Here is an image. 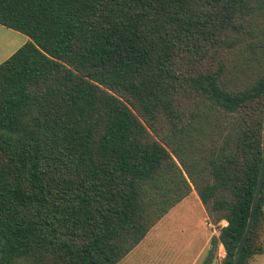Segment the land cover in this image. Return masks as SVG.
Returning <instances> with one entry per match:
<instances>
[{"label": "trees", "instance_id": "trees-1", "mask_svg": "<svg viewBox=\"0 0 264 264\" xmlns=\"http://www.w3.org/2000/svg\"><path fill=\"white\" fill-rule=\"evenodd\" d=\"M0 23L29 37L0 63V264H118L194 189L233 264L263 160L264 0H0ZM263 220L264 186L240 264Z\"/></svg>", "mask_w": 264, "mask_h": 264}, {"label": "rangeland", "instance_id": "rangeland-1", "mask_svg": "<svg viewBox=\"0 0 264 264\" xmlns=\"http://www.w3.org/2000/svg\"><path fill=\"white\" fill-rule=\"evenodd\" d=\"M15 31L16 34L14 38H8L9 36L6 34L0 36V43L3 44L4 50L8 49L10 46H18L19 48L29 40V37L26 34L17 30ZM5 39L8 40L6 41ZM245 61H253L250 60L246 52H243V55L234 54L230 57L229 69L233 73L235 67L238 64H245ZM248 72L253 73L254 70L250 69ZM206 140L209 142V137H207ZM193 192L196 196L200 197L196 189H194L192 193ZM204 208L207 213L206 224L212 229V231L216 229L219 234V226L226 225L227 221L222 220L220 224H216L214 221V215H211L208 212L205 205ZM212 231L209 230V232ZM211 235H213V232ZM207 237L208 231L200 235V231H198V228L196 227L191 228L190 226L189 230L185 232L177 231V227H175L174 212L157 223L149 231L142 244L133 249L128 257H126L127 259H124V261H121L118 264H196L198 262V257L202 252H204L203 255L207 254L206 259H210V264L211 261L214 264H222L223 259L226 256V249L222 243L218 244L217 247H213L211 244V249H209V251L208 249L206 251L205 249L200 250ZM257 242L264 247V220L259 230ZM195 256L196 258H194ZM249 264H264V252L252 256L249 260Z\"/></svg>", "mask_w": 264, "mask_h": 264}, {"label": "crops", "instance_id": "crops-1", "mask_svg": "<svg viewBox=\"0 0 264 264\" xmlns=\"http://www.w3.org/2000/svg\"><path fill=\"white\" fill-rule=\"evenodd\" d=\"M2 34L8 35L9 36L8 38H14L16 31L14 29L9 28V27L0 23V36ZM5 40L7 41L8 39H5ZM19 48H18V46H16V47L10 46L8 49L4 50L3 44L0 43V63L5 61L8 57H10ZM174 212H175V227H177V231H180V232L188 231L190 226H191V228L192 227L198 228V231H200V235L202 233H205L206 231H208V237H207L203 247H201L200 250L205 249V251H206L208 249V251H209V249H211L212 238L214 236H218L219 234H218V231L216 229H214L212 231V229L206 224L207 213L205 212V208H204V205H203L201 198L196 196L193 192L191 195L187 196L181 202H179L175 207H173L171 209V211L167 215H165L162 219H165L171 213H174ZM190 221H191V223H190ZM209 230L213 232V235H211L212 232H209ZM142 242L138 246H140L142 244ZM137 247H135V248H137ZM203 253L204 252H202L201 255H199L198 262L196 264H205V261L207 260L206 259L207 254L203 255ZM129 254H127L121 261H124V259H127L126 257H128ZM194 258H196V256ZM206 264H210V261ZM211 264H214V263H212V261H211Z\"/></svg>", "mask_w": 264, "mask_h": 264}, {"label": "water", "instance_id": "water-1", "mask_svg": "<svg viewBox=\"0 0 264 264\" xmlns=\"http://www.w3.org/2000/svg\"><path fill=\"white\" fill-rule=\"evenodd\" d=\"M262 149H263V160H262L261 169H260V173H259L257 189H256L255 195H254L253 200H252L251 212H250V216L248 219L246 230H245L240 242L238 243L236 250H235V253H234L233 264H240L241 251H242L245 243L247 242V240L251 234V231L253 229V225H254V221H255V215H256V208H257V205L259 203V200H260L262 192H263V186H264V131H263Z\"/></svg>", "mask_w": 264, "mask_h": 264}, {"label": "built area", "instance_id": "built-area-1", "mask_svg": "<svg viewBox=\"0 0 264 264\" xmlns=\"http://www.w3.org/2000/svg\"><path fill=\"white\" fill-rule=\"evenodd\" d=\"M224 255H225V252H224Z\"/></svg>", "mask_w": 264, "mask_h": 264}]
</instances>
